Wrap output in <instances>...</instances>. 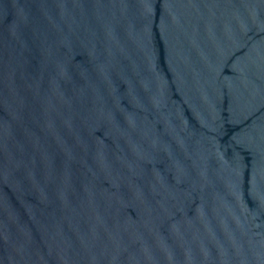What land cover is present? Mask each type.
Instances as JSON below:
<instances>
[{
    "label": "water",
    "instance_id": "1",
    "mask_svg": "<svg viewBox=\"0 0 264 264\" xmlns=\"http://www.w3.org/2000/svg\"><path fill=\"white\" fill-rule=\"evenodd\" d=\"M0 264H264V0H0Z\"/></svg>",
    "mask_w": 264,
    "mask_h": 264
}]
</instances>
